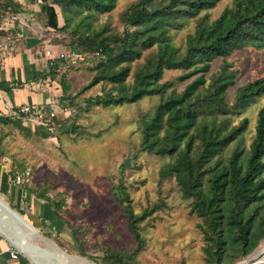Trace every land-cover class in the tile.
<instances>
[{
  "label": "trees",
  "instance_id": "16d2710c",
  "mask_svg": "<svg viewBox=\"0 0 264 264\" xmlns=\"http://www.w3.org/2000/svg\"><path fill=\"white\" fill-rule=\"evenodd\" d=\"M39 1L40 10L30 21L44 17L45 26H39L67 32L71 39L68 51L89 63L86 65L93 72L90 83L79 92L104 84L101 93L81 98L87 108L157 100L151 109L139 112L140 149L164 159L160 185L173 176L183 199L190 200V211L202 219L199 227L206 240L205 260L209 264H236L250 255L264 240V108L258 112L249 145L245 134L250 119L243 117L234 123L233 116L264 94V75L238 86L230 102L227 97L236 83V72L228 57L247 47H264V0H233L214 20H209L208 14L199 15L221 0H135L121 13L123 31L107 24L100 29L93 26L95 17L112 11L117 0ZM56 6L62 11L63 26ZM21 8L20 0H0V22L6 17L12 22L5 37H12L13 30L26 31L27 45L33 47L45 37L32 35L22 26ZM87 17L92 20L87 22ZM191 18L198 20L195 30L178 44L171 32L182 29ZM218 58L222 59L221 68L211 72ZM178 69L183 70L179 83L187 81L181 88L173 80H163L167 70ZM62 72L55 68L40 77L56 79L61 75L64 101L72 96V84ZM46 119L49 126L66 121L58 112ZM0 120L12 122L27 137L32 135L21 121L4 116ZM117 187L137 247L127 254L107 249L105 261L135 264L144 248L142 223L162 204L137 212L125 204L131 199L124 184ZM39 196L56 211L61 208L62 202L51 200L44 192Z\"/></svg>",
  "mask_w": 264,
  "mask_h": 264
},
{
  "label": "rangeland",
  "instance_id": "374dc122",
  "mask_svg": "<svg viewBox=\"0 0 264 264\" xmlns=\"http://www.w3.org/2000/svg\"><path fill=\"white\" fill-rule=\"evenodd\" d=\"M20 1V23L32 35H45L46 44L52 49L51 54L46 55L54 63L47 65V69L61 68L62 74H66L72 84L71 97H65L64 101L63 96L55 97L53 101L48 98L51 105L59 99V102L53 104L59 116L66 118L61 125L55 123L53 126H40L21 118L13 119L21 121L32 131V135L27 137L12 122L3 123L0 120V157H11L15 173L31 170L30 180L25 184L37 194L44 192L51 200L62 202L60 217L68 226L70 223V226L76 228L72 230L69 226L66 234L60 235L49 226L38 233L49 237L61 248H68L67 253L71 256L87 260L81 264H110L105 261L107 249L124 254L132 252L137 247V242L129 230L127 214L118 199L121 190L117 185L123 183L131 199L125 204H131L137 212L151 208L156 203L162 204L161 208L156 209L142 223L144 248L138 252L135 264H209L205 260L203 249L206 240L199 227L202 219L190 211V200L183 199L173 176L160 185L159 171L164 159L140 149L139 112L151 109L157 100L147 98L142 103H127L115 107L94 105L87 108L81 98L101 93L104 84L100 82L79 92L93 77V72L86 65L89 63L77 60L79 56L71 57L73 62L65 61L60 54L67 56L72 52L68 51L71 50L68 33L39 26H45L44 17H41V21H30L35 12H39L42 2ZM134 1L117 0L112 11L95 17L93 26L100 29L107 24L113 30L123 31L125 26L121 21V13ZM232 2L233 0H221L215 8L201 12L199 17L208 14L209 20H214ZM56 9L60 26H63L65 22L62 11L58 6ZM84 14L86 16L87 12ZM91 20V17L86 18L87 22ZM10 22L7 17L3 18L0 28L10 26ZM197 23V18H191L182 29L172 30L175 41L183 44L187 34L194 32ZM22 39L24 40L23 37ZM228 60L236 72V83L230 87L227 97L232 102L238 86L264 75V47L238 50ZM26 63V71L30 68L37 70L35 64L30 67ZM221 65L222 59H216L211 72L219 70ZM39 68L40 74L43 73V69ZM182 73L183 70L180 69L167 70L163 80H173L181 88L187 82L179 83L178 77ZM32 75L36 76L30 73V77ZM60 79L61 75L58 76V82ZM39 84L42 89L46 88L45 82L36 83ZM74 94L77 96L74 97ZM73 97L75 101L71 102ZM261 108H264V94L240 114L233 116L234 123H238L243 117L250 119L249 129L245 134L247 145L253 139ZM73 126L76 127L75 131L71 130ZM125 163L127 166L123 168L122 164ZM24 229L30 234V228ZM10 241L20 248L11 239ZM41 241L38 240L37 243ZM263 245L264 240L250 255L237 263L249 261ZM252 264H264V258L257 259Z\"/></svg>",
  "mask_w": 264,
  "mask_h": 264
},
{
  "label": "crops",
  "instance_id": "0c3cea01",
  "mask_svg": "<svg viewBox=\"0 0 264 264\" xmlns=\"http://www.w3.org/2000/svg\"><path fill=\"white\" fill-rule=\"evenodd\" d=\"M9 30H12L11 26L4 25L0 28V110L8 112L11 108H17L22 104H45L48 102L49 97L52 101L55 100V97H61L62 88L60 82L57 80L58 77L56 79H52L51 77H40L39 67H41V70L43 69L42 72L50 71L53 68L50 67L47 69V65L54 63L53 60L46 55L48 50H52L48 44H46V40L44 39L33 47H28V33L26 31H17L15 33L13 30L12 33H10L12 37H5L7 34L6 32ZM20 37H23L24 40H21ZM18 40L21 42H17ZM25 63L30 67L35 64L37 72L32 68L26 71L24 69ZM13 70H15V72ZM26 72L28 74H26ZM30 73H34L36 76L32 75L30 77ZM39 81L46 83L45 89H42L43 87H41L40 84L36 85ZM42 86L45 87L43 84ZM14 174L11 157H0V197L11 207L14 206L12 208L34 226L35 230L29 241L37 250H35L36 253H28L29 251L25 250L23 247H21V250L12 244L10 241L11 237L8 234L0 230V264H81L87 261L84 260L85 258L75 259V257L67 253L69 250L68 248L65 247L66 249H63L54 244V241L49 237L38 233L42 231V229H48L49 226H51L52 229H56L60 235H63L66 234L69 226L67 222L60 217L61 213L56 211L48 200L39 196L40 194H37L29 185L15 184L13 182ZM3 218L8 219V216L3 215ZM17 221L18 218L13 220L14 225L17 226L20 231L24 230L26 232L24 228L27 226ZM72 238L74 242L78 243V240L74 237ZM68 239L72 241L70 237H68ZM38 240H42L39 242L41 245L37 243ZM13 243L15 242L13 241ZM15 244L18 245L17 243ZM72 246H74V244H72ZM12 249L17 252V258L12 257ZM56 249L62 251L63 254H59Z\"/></svg>",
  "mask_w": 264,
  "mask_h": 264
},
{
  "label": "built area",
  "instance_id": "2783aa9c",
  "mask_svg": "<svg viewBox=\"0 0 264 264\" xmlns=\"http://www.w3.org/2000/svg\"><path fill=\"white\" fill-rule=\"evenodd\" d=\"M47 54H51V51L48 50ZM62 58L66 57H72L75 58L78 56L74 51L71 53L66 54L62 53L60 54ZM57 114L55 105L52 103L49 104L43 103V104H22L17 108H11L8 112H4L3 110H0V116H6L11 119L21 118L24 121H30L33 124H38L40 126L42 125H48L47 119L50 117H53ZM49 115V116H48ZM32 175L31 170H25L21 172H17V174L13 178V182L17 185H25L30 179ZM11 255L14 258L18 257V254L13 249L11 250Z\"/></svg>",
  "mask_w": 264,
  "mask_h": 264
},
{
  "label": "water",
  "instance_id": "95a60500",
  "mask_svg": "<svg viewBox=\"0 0 264 264\" xmlns=\"http://www.w3.org/2000/svg\"><path fill=\"white\" fill-rule=\"evenodd\" d=\"M0 208H1L0 209V230L4 232L5 234H8L15 243L22 246L25 250L29 252H35L36 250L35 246L29 241L31 239L32 233L35 230L34 226H32L29 222H27L19 212L13 209L1 197H0ZM3 215L8 216V219H4ZM16 218H18L17 222H21L22 224L26 225L28 228L31 229L30 234H28L24 230L20 231L19 228L14 225L13 220H15ZM58 248L61 249L60 247ZM254 262H256V259L251 258L249 260L250 264ZM237 264H248V262L237 263Z\"/></svg>",
  "mask_w": 264,
  "mask_h": 264
},
{
  "label": "bare ground",
  "instance_id": "6f19581e",
  "mask_svg": "<svg viewBox=\"0 0 264 264\" xmlns=\"http://www.w3.org/2000/svg\"><path fill=\"white\" fill-rule=\"evenodd\" d=\"M1 209V208H0ZM20 246V245H19ZM22 246H20V248H21ZM56 247V246H55ZM58 247V246H57ZM37 250V249H36ZM57 250V252H59V254H63V252L62 251H60V250H58V249H56ZM28 253H30V252H28ZM36 253V252H35ZM64 256V255H63ZM36 258V257H35ZM261 258H264V245L263 246H261V248H260V250H258L256 253H255V255H254V257L252 258V259H261ZM76 259V258H75ZM79 260V259H78ZM45 262V261H44ZM244 262H248V264H250L249 263V261H244ZM244 262H242V263H244ZM48 264H50V263H48Z\"/></svg>",
  "mask_w": 264,
  "mask_h": 264
}]
</instances>
